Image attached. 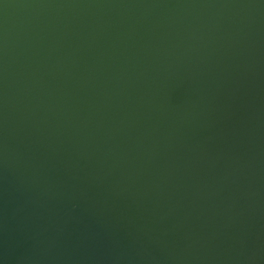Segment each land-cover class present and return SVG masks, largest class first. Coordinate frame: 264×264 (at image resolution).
Instances as JSON below:
<instances>
[{"label": "water", "instance_id": "1", "mask_svg": "<svg viewBox=\"0 0 264 264\" xmlns=\"http://www.w3.org/2000/svg\"><path fill=\"white\" fill-rule=\"evenodd\" d=\"M0 264H264V0H0Z\"/></svg>", "mask_w": 264, "mask_h": 264}]
</instances>
